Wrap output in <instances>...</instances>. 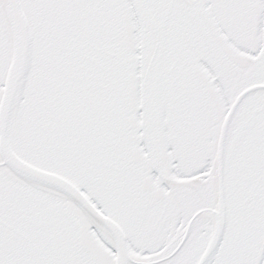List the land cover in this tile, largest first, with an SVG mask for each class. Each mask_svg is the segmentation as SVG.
<instances>
[{
    "label": "snow or ice",
    "instance_id": "snow-or-ice-1",
    "mask_svg": "<svg viewBox=\"0 0 264 264\" xmlns=\"http://www.w3.org/2000/svg\"><path fill=\"white\" fill-rule=\"evenodd\" d=\"M0 264H264V0H0Z\"/></svg>",
    "mask_w": 264,
    "mask_h": 264
}]
</instances>
